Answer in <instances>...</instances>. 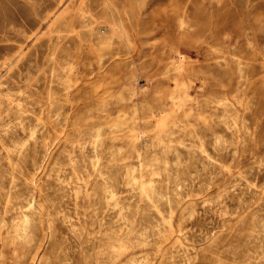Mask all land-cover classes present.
I'll use <instances>...</instances> for the list:
<instances>
[{
    "label": "rangeland",
    "instance_id": "374dc122",
    "mask_svg": "<svg viewBox=\"0 0 264 264\" xmlns=\"http://www.w3.org/2000/svg\"><path fill=\"white\" fill-rule=\"evenodd\" d=\"M131 263L264 264V0H0V264Z\"/></svg>",
    "mask_w": 264,
    "mask_h": 264
},
{
    "label": "bare ground",
    "instance_id": "6f19581e",
    "mask_svg": "<svg viewBox=\"0 0 264 264\" xmlns=\"http://www.w3.org/2000/svg\"><path fill=\"white\" fill-rule=\"evenodd\" d=\"M75 1V0H74ZM106 1V0H105ZM54 3V2H53ZM104 3V2H103ZM50 7V6H49ZM67 11H68V9H67ZM71 11V10H70ZM53 17H55V13L52 15ZM74 18V17H73ZM73 21V20H72ZM111 24V23H110ZM48 25H49V23H48ZM118 26V25H117ZM50 27V26H49ZM111 27H112V25H111ZM72 28V27H71ZM122 28V27H121ZM123 30V29H122ZM113 32V31H112ZM134 33V32H133ZM126 36V35H125ZM54 39V38H53ZM126 40V39H125ZM53 41V40H52ZM128 43V42H127ZM59 44V43H58ZM54 46V45H53ZM59 46V45H58ZM57 48V47H56ZM55 48V51L57 50ZM54 49V48H53ZM55 51H54V53H55ZM55 55V54H54ZM53 55V56H54ZM131 57V56H130ZM180 63V62H179ZM184 63H186V62H184ZM182 71V70H181ZM175 86V85H174ZM180 86V85H179ZM178 86V87H179ZM181 87V86H180ZM176 89V88H175ZM159 120L160 119H158V122H159ZM162 120V119H161ZM163 124V123H162ZM160 125V124H159ZM162 128H163V126H161ZM161 129V128H160ZM97 137H99V135H97ZM43 169V168H42ZM229 170V169H228ZM104 191H107V192H109L110 193V195H111V197H114V193H113V191L112 190H110L107 186H105L104 187ZM144 192V191H143ZM96 194V193H95ZM109 195V196H110ZM107 199V198H106ZM104 200H105V198H104ZM104 204L105 205H108V203L107 202H104ZM23 219H24V221H23V224H24V228H23V230L22 229H20L19 227H17L16 228V230H15V234L14 235H16V237H22L23 239H25V240H28V239H31V237L33 236V233H32V231L30 230V227H29V224H30V219L27 217V216H24L23 217ZM22 222V221H21ZM11 234V233H10ZM6 235V234H5ZM7 235H8V233H7ZM10 237V236H9ZM7 238V237H6ZM3 239V238H2ZM11 239H13V238H11ZM113 239V238H112ZM119 240V239H118ZM10 241V240H9ZM19 241V240H18ZM22 241V240H21ZM7 242V241H6ZM30 242H32V241H30ZM16 243V242H15ZM18 243V242H17ZM110 245V244H109ZM108 244H107V246H109ZM110 247V246H109ZM10 248V247H9ZM13 248H15V247H13ZM19 248V247H18ZM24 249V248H23ZM16 250V249H15ZM119 250V249H118ZM10 251V250H9ZM12 251V250H11ZM25 251V250H24ZM23 251V252H24ZM116 252V251H115ZM3 253V252H2ZM17 253V252H16ZM20 253V252H19ZM18 253V254H19ZM22 253V252H21ZM5 254V253H4ZM9 255V254H8ZM11 255V254H10ZM109 255V254H108ZM7 256V255H6ZM12 256V255H11ZM14 256V255H13ZM12 256V257H13ZM2 257H3V255H2ZM15 259V258H14ZM34 259H36V258H34ZM20 263V262H19ZM133 263V262H132ZM131 263V264H132Z\"/></svg>",
    "mask_w": 264,
    "mask_h": 264
}]
</instances>
